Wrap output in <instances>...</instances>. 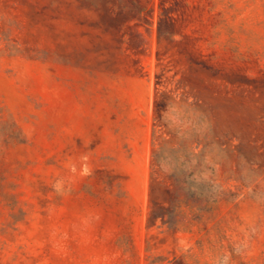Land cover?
<instances>
[{"label":"rangeland","instance_id":"374dc122","mask_svg":"<svg viewBox=\"0 0 264 264\" xmlns=\"http://www.w3.org/2000/svg\"><path fill=\"white\" fill-rule=\"evenodd\" d=\"M0 264H264V0H0Z\"/></svg>","mask_w":264,"mask_h":264},{"label":"trees","instance_id":"16d2710c","mask_svg":"<svg viewBox=\"0 0 264 264\" xmlns=\"http://www.w3.org/2000/svg\"><path fill=\"white\" fill-rule=\"evenodd\" d=\"M177 223V222H176Z\"/></svg>","mask_w":264,"mask_h":264}]
</instances>
